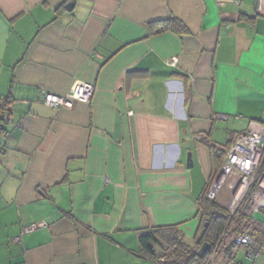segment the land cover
<instances>
[{
	"label": "crops",
	"instance_id": "0c3cea01",
	"mask_svg": "<svg viewBox=\"0 0 264 264\" xmlns=\"http://www.w3.org/2000/svg\"><path fill=\"white\" fill-rule=\"evenodd\" d=\"M76 81L89 102H44ZM1 113L0 264H155L143 230L197 242L220 155L264 124V0H0Z\"/></svg>",
	"mask_w": 264,
	"mask_h": 264
},
{
	"label": "built area",
	"instance_id": "2783aa9c",
	"mask_svg": "<svg viewBox=\"0 0 264 264\" xmlns=\"http://www.w3.org/2000/svg\"><path fill=\"white\" fill-rule=\"evenodd\" d=\"M261 8L259 7V10ZM95 85L88 81H76L68 93L57 95L45 93L44 102L51 107H68L74 101L89 102L94 93ZM10 116L0 114V131L3 122L9 121ZM227 189L230 197L226 208L230 217L245 214L246 228L237 235H230L227 227L222 233L219 243L202 264H225L224 253L232 243L243 249L245 259L255 264L256 259L264 251V245L256 247L254 229L259 226L255 213L264 208V124L252 121L249 128L234 133L225 161L217 178L208 187L205 196L217 200L220 193ZM45 222L32 223L23 228V234L44 226ZM22 238L17 237L20 241ZM159 264H167L162 258Z\"/></svg>",
	"mask_w": 264,
	"mask_h": 264
},
{
	"label": "trees",
	"instance_id": "16d2710c",
	"mask_svg": "<svg viewBox=\"0 0 264 264\" xmlns=\"http://www.w3.org/2000/svg\"><path fill=\"white\" fill-rule=\"evenodd\" d=\"M169 22H165L162 30L169 29ZM175 26V24H174ZM173 27L172 29H174ZM220 155V154H219ZM225 155H220L218 171H221ZM201 234L197 242H187L177 225H166L147 228L143 230L140 243L141 249L151 257L155 264L164 259L167 264H202L212 250L221 243L222 233L225 228L230 229V235L242 233L246 228L245 214L230 217L228 209L217 200L208 199L205 194L200 198ZM256 247L264 245V227L254 229ZM204 242L210 244L209 251L204 257L198 256V250ZM240 246L232 243L224 253L225 264H242L238 259Z\"/></svg>",
	"mask_w": 264,
	"mask_h": 264
},
{
	"label": "rangeland",
	"instance_id": "374dc122",
	"mask_svg": "<svg viewBox=\"0 0 264 264\" xmlns=\"http://www.w3.org/2000/svg\"><path fill=\"white\" fill-rule=\"evenodd\" d=\"M222 117L224 118H228L227 115H223ZM226 126V125H223V127ZM220 128L219 129V137L221 138L222 141L224 140H227L228 138V133H227V130L225 128ZM230 195V191L227 190V192L225 193V195L223 197H218L217 201L223 205V206H227L228 204V200H229V196ZM255 218L258 219V220H262L264 218V211H258L255 213ZM238 259L241 260V261H244L245 263H250L248 261V259H245L244 257V252H243V249L241 248L238 252Z\"/></svg>",
	"mask_w": 264,
	"mask_h": 264
},
{
	"label": "water",
	"instance_id": "95a60500",
	"mask_svg": "<svg viewBox=\"0 0 264 264\" xmlns=\"http://www.w3.org/2000/svg\"><path fill=\"white\" fill-rule=\"evenodd\" d=\"M209 248H210V244L208 242H204L198 250V256L204 257L206 253L209 251Z\"/></svg>",
	"mask_w": 264,
	"mask_h": 264
}]
</instances>
